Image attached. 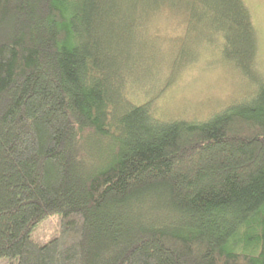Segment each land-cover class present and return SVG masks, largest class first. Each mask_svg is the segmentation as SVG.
<instances>
[{
  "label": "trees",
  "instance_id": "1",
  "mask_svg": "<svg viewBox=\"0 0 264 264\" xmlns=\"http://www.w3.org/2000/svg\"><path fill=\"white\" fill-rule=\"evenodd\" d=\"M164 10L184 29L172 55L149 45ZM131 32L142 65L168 55L174 71L218 39L250 88L204 119L159 117L126 88L158 72L127 63ZM257 51L244 0H0V260L264 264ZM56 213L40 243L34 228Z\"/></svg>",
  "mask_w": 264,
  "mask_h": 264
},
{
  "label": "rangeland",
  "instance_id": "2",
  "mask_svg": "<svg viewBox=\"0 0 264 264\" xmlns=\"http://www.w3.org/2000/svg\"><path fill=\"white\" fill-rule=\"evenodd\" d=\"M244 2L257 32V59L260 67L264 69V0H244ZM170 12L175 11L164 10L149 29V36L151 41L153 40L149 45L152 50L159 51V54L172 55L175 49H178L179 37L184 32L176 14ZM125 36L127 44L125 48L129 52L130 59L127 63L136 69V73L138 69L145 67L158 71L156 74L142 75L139 81L130 80L126 88L128 87V92L136 97H141L148 91L147 97L153 98L154 111L159 117L204 119L240 98L250 88L246 78L239 75L231 64L221 58L218 39L211 43L200 42L191 52V57L183 58L174 71L170 63L172 57L168 55L160 63V68L150 66L149 59L142 65L137 54L136 32ZM120 47L124 48V42ZM123 64H125L124 60L122 66ZM60 223L59 214L47 216L34 228L33 237L40 243L52 239L59 233ZM4 261L0 260V264H5Z\"/></svg>",
  "mask_w": 264,
  "mask_h": 264
}]
</instances>
